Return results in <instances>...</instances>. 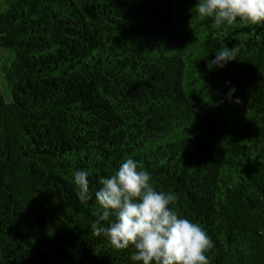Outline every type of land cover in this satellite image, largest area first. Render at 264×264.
<instances>
[{"label":"trees","instance_id":"trees-1","mask_svg":"<svg viewBox=\"0 0 264 264\" xmlns=\"http://www.w3.org/2000/svg\"><path fill=\"white\" fill-rule=\"evenodd\" d=\"M198 3L0 0V264H135L91 233L129 158L212 238L210 264H264V24L216 29Z\"/></svg>","mask_w":264,"mask_h":264},{"label":"clouds","instance_id":"clouds-1","mask_svg":"<svg viewBox=\"0 0 264 264\" xmlns=\"http://www.w3.org/2000/svg\"><path fill=\"white\" fill-rule=\"evenodd\" d=\"M197 15L201 20L210 18L216 29L232 26L238 18L260 25L264 24V0H199ZM240 51L239 45L224 46L215 51L208 67L223 69ZM235 91L231 87L226 99L231 101ZM234 102L241 103L239 98ZM88 176L83 169L73 173L82 202L93 198ZM100 184L94 193L99 215L91 224L92 235L105 237L116 250L131 247L130 258L135 264H210L205 253L214 247L212 238L198 223L181 217L171 207L176 195L157 191L151 174L139 161L125 160L115 174L102 177Z\"/></svg>","mask_w":264,"mask_h":264},{"label":"rangeland","instance_id":"rangeland-1","mask_svg":"<svg viewBox=\"0 0 264 264\" xmlns=\"http://www.w3.org/2000/svg\"><path fill=\"white\" fill-rule=\"evenodd\" d=\"M7 54H8L7 51H5L2 48H0V58L5 56V55H7ZM0 96H2L5 101H7V102L9 101V96H8L6 90L3 87L1 74H0Z\"/></svg>","mask_w":264,"mask_h":264}]
</instances>
